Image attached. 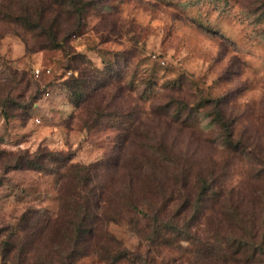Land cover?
<instances>
[{"label":"rangeland","instance_id":"obj_1","mask_svg":"<svg viewBox=\"0 0 264 264\" xmlns=\"http://www.w3.org/2000/svg\"><path fill=\"white\" fill-rule=\"evenodd\" d=\"M3 3L41 25L0 19V264H264V0ZM39 150L96 165L86 255L53 229L71 181L7 164Z\"/></svg>","mask_w":264,"mask_h":264},{"label":"trees","instance_id":"obj_2","mask_svg":"<svg viewBox=\"0 0 264 264\" xmlns=\"http://www.w3.org/2000/svg\"><path fill=\"white\" fill-rule=\"evenodd\" d=\"M4 0H0V19L3 21L9 22H20L28 24L29 27L32 26H40L36 21L30 18V13L24 11L20 14H15L11 8L6 6L3 3ZM56 4L62 6L66 0H54ZM26 14V15H25ZM41 15V16H40ZM40 17L43 20V13L40 12ZM43 47L41 49H44ZM45 69V68H44ZM91 70L88 68H82L80 72V76L78 78L71 77L68 82H66V86L69 90V99L71 103H75L76 107H79L81 104L85 103L90 94H93L99 87L98 83V75L100 76L97 68L91 67ZM94 71V72H92ZM25 75V73L23 74ZM48 76L45 72L41 77ZM40 77V78H41ZM105 87V86H104ZM88 91V92H87ZM45 95V94H44ZM41 100L40 98L33 101L32 105H30L27 109L26 113L31 114V110L34 108L37 101ZM15 105L14 100H8L7 103L3 105L12 106ZM5 115V114H4ZM5 118L8 119V115H5ZM5 152L0 153V157H2ZM73 157H66L62 153L51 152L47 150H39L33 156L29 155H18L12 156L7 159V164L11 167V169H29L33 171L45 172L49 175H56L63 180V182H70L71 186L68 188L65 185L61 189L60 197L63 203L67 204V208L69 210L68 215L72 218V223L74 224V228H70V226L59 225L58 223L53 226L55 229L54 232L59 236L58 247L64 243L65 239L68 238V241L71 243L72 252L68 255L75 257L86 255L89 253L87 251V246H84V243L87 244L89 242V238L93 237L95 232V227L92 222L93 217V205H91L92 198H86L85 205L81 204L82 200V190L87 188L91 183V177L96 165H92L89 167L80 166L70 162ZM93 198L102 197L100 195H96L93 193V190H90ZM83 203V202H82ZM34 217V216H33ZM23 218L26 220L27 225L25 227H20L22 231H26L27 229L32 228V216L24 215ZM59 218V216L57 217ZM23 219V220H24ZM50 221V220H49ZM47 223L46 227H51L50 223ZM58 222V221H55ZM71 223V224H72ZM20 224V223H19ZM41 230V229H38ZM91 247V246H90ZM84 251V253H82ZM58 253V257L61 256L62 250ZM82 253V254H80ZM107 258L114 262L119 261L122 258L121 254H107Z\"/></svg>","mask_w":264,"mask_h":264},{"label":"built area","instance_id":"obj_3","mask_svg":"<svg viewBox=\"0 0 264 264\" xmlns=\"http://www.w3.org/2000/svg\"><path fill=\"white\" fill-rule=\"evenodd\" d=\"M33 72H34V74H35V76H36L37 78H40V77L43 75L44 72H45L47 75H51V69H49V68H45V69L36 68V69L33 70ZM49 96H50V92H46V94L44 95V98L46 99V98H48ZM36 122H37L38 124H40V123H41V120L38 118V119H36Z\"/></svg>","mask_w":264,"mask_h":264},{"label":"crops","instance_id":"obj_4","mask_svg":"<svg viewBox=\"0 0 264 264\" xmlns=\"http://www.w3.org/2000/svg\"><path fill=\"white\" fill-rule=\"evenodd\" d=\"M51 97H52V95L50 94V96H49L47 99L43 98L40 102L38 101V102L35 104L34 108L31 110V114H34L35 112L40 111V109L42 108V107H41V104H42L43 102H47L49 99H51Z\"/></svg>","mask_w":264,"mask_h":264}]
</instances>
